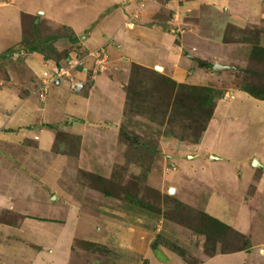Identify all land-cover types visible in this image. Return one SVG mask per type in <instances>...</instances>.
I'll return each instance as SVG.
<instances>
[{"label":"crops","instance_id":"obj_1","mask_svg":"<svg viewBox=\"0 0 264 264\" xmlns=\"http://www.w3.org/2000/svg\"><path fill=\"white\" fill-rule=\"evenodd\" d=\"M171 1L0 0V53L22 42L25 17L31 23L43 18L57 26L58 31L47 37L67 34L66 41L78 46L82 55L102 50V59L106 58L98 70L92 61L97 59L88 55L83 68L48 82L44 74L68 53L52 58L44 52L27 51L18 66L31 79L22 76L13 85L0 79V213H14L18 218L15 223L0 220V264H98L97 240L90 234L108 229L106 222L111 221L106 216H115L106 211L113 200L93 201L94 190L74 177L84 165L88 170L85 161L89 157L105 151L107 158L117 143L124 92V76L118 72L121 64L156 66L171 76L184 73L176 66L172 27L164 24ZM233 2L219 3L232 16L243 12L254 20L264 17V0ZM121 69L125 73L128 68ZM234 93L230 99H218L198 143L179 144L183 147L180 160H185L180 165L203 182L212 179L214 202L233 199L238 209L232 211L240 210L241 215L238 200L255 201L254 215L260 211L263 216L264 100L242 90ZM57 132L75 138L74 152L54 146ZM253 159L257 164H250ZM248 185L253 189L251 195ZM97 212L106 218L102 226H95ZM121 216L115 220L117 228ZM229 216L226 211L218 217L233 223L235 217ZM244 220H248L247 212ZM128 231H112L106 246L118 253L117 258L143 257L149 251L137 253L139 249L134 248H140L142 240ZM154 252L155 257L159 254L158 264L165 260L157 246Z\"/></svg>","mask_w":264,"mask_h":264},{"label":"rangeland","instance_id":"obj_2","mask_svg":"<svg viewBox=\"0 0 264 264\" xmlns=\"http://www.w3.org/2000/svg\"><path fill=\"white\" fill-rule=\"evenodd\" d=\"M220 1L234 3L172 0L169 4L164 24L172 27L176 66L184 72L180 76L168 75L156 66L133 67L125 63L119 67L124 92L117 143L107 158L105 151L97 154L100 158L89 157L85 161L88 170L84 165L74 177L80 185L94 190L91 193L97 196L93 201L113 200L106 211L115 216H106L111 221L106 222L108 229L90 234L97 240L94 250L98 264H150L148 260L158 264L159 254L153 256L157 253H153L155 246L165 258L160 264H264V221H260L264 214L259 211L254 215V209H258L255 201L242 203L240 198V215V210L232 211L238 209L237 201L223 198L214 202L212 179L210 183L203 182L196 174L184 172L180 165L185 160H180L183 147L179 144L198 143L209 119L206 115L212 114L219 98L230 99L234 92L244 89L264 96V17L254 20L243 12L232 16ZM29 21L23 18L22 42L0 56V79L5 84L19 83L22 76L31 79L30 73L18 66L31 45L52 58L68 53L76 61L71 70L83 68L88 55L101 59L98 63L92 60L98 70L106 62L102 50L82 55L78 46L66 41L67 34L43 41L58 27L43 18L33 24ZM70 51L74 53L69 55ZM213 64L223 67L212 69ZM124 65L128 68L125 73L121 69ZM75 141L57 132L54 146L63 152H74ZM253 160L250 164H254ZM247 190L249 195L253 193L251 185ZM260 209L264 211V205ZM226 211L230 219L235 217L233 223L218 217ZM94 215L95 226H102L106 218L100 212ZM120 215L117 228L115 220ZM17 219L14 213H0L3 222L15 223ZM117 229H129L130 235L140 237L142 246L134 248L139 249L137 253L149 252L143 257L117 258L118 253L106 246L107 236ZM107 230L111 231L105 237Z\"/></svg>","mask_w":264,"mask_h":264},{"label":"built area","instance_id":"obj_3","mask_svg":"<svg viewBox=\"0 0 264 264\" xmlns=\"http://www.w3.org/2000/svg\"><path fill=\"white\" fill-rule=\"evenodd\" d=\"M75 63L76 61H73L72 57L67 56L62 63L51 67V72L44 74V76L48 82H56L59 77H67L69 71L75 66ZM98 68L101 69L103 67L99 66Z\"/></svg>","mask_w":264,"mask_h":264},{"label":"trees","instance_id":"obj_4","mask_svg":"<svg viewBox=\"0 0 264 264\" xmlns=\"http://www.w3.org/2000/svg\"><path fill=\"white\" fill-rule=\"evenodd\" d=\"M53 38H55V35L49 36L47 38H44L43 41L48 42L49 40H51ZM8 51L9 50L0 53V56L3 55V54H5V53H7ZM26 51H38V48L35 45H31L30 47H28L26 49ZM132 66L135 67L136 65L135 64H132ZM244 91L247 92V93H249L250 95H252L255 98L264 99V96H259V95H257V93L251 92L250 90L244 89ZM209 117H210V114L207 113L206 119H208Z\"/></svg>","mask_w":264,"mask_h":264},{"label":"water","instance_id":"obj_5","mask_svg":"<svg viewBox=\"0 0 264 264\" xmlns=\"http://www.w3.org/2000/svg\"><path fill=\"white\" fill-rule=\"evenodd\" d=\"M222 67H223V66H218V65L213 64L212 69L222 68ZM254 161H256V160H253V162H254ZM255 164H257V163H255ZM169 190H171V188H169Z\"/></svg>","mask_w":264,"mask_h":264},{"label":"bare ground","instance_id":"obj_6","mask_svg":"<svg viewBox=\"0 0 264 264\" xmlns=\"http://www.w3.org/2000/svg\"><path fill=\"white\" fill-rule=\"evenodd\" d=\"M254 163H256V161H254Z\"/></svg>","mask_w":264,"mask_h":264}]
</instances>
